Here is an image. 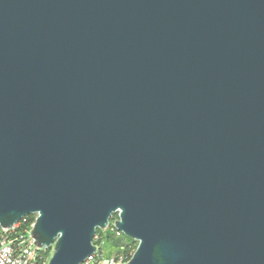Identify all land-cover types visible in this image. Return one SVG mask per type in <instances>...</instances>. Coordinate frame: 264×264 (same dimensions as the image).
<instances>
[{"label": "water", "instance_id": "obj_1", "mask_svg": "<svg viewBox=\"0 0 264 264\" xmlns=\"http://www.w3.org/2000/svg\"><path fill=\"white\" fill-rule=\"evenodd\" d=\"M264 264V0H0V224L49 264Z\"/></svg>", "mask_w": 264, "mask_h": 264}, {"label": "built area", "instance_id": "obj_2", "mask_svg": "<svg viewBox=\"0 0 264 264\" xmlns=\"http://www.w3.org/2000/svg\"><path fill=\"white\" fill-rule=\"evenodd\" d=\"M26 217L10 228L2 227L0 224V264H49L54 246L39 248L35 244L33 230L36 215H34V221H29ZM118 219V213L114 214L108 227L101 230V233H96L94 238L96 251L81 264H126L131 260L136 251L135 248L121 246L115 255L107 257L102 241L99 239L102 233L116 238L124 235L115 226Z\"/></svg>", "mask_w": 264, "mask_h": 264}, {"label": "rangeland", "instance_id": "obj_3", "mask_svg": "<svg viewBox=\"0 0 264 264\" xmlns=\"http://www.w3.org/2000/svg\"><path fill=\"white\" fill-rule=\"evenodd\" d=\"M104 247L105 255L107 257L115 255L121 246H128L137 249L138 242L128 237L114 238L108 237L107 233H102L99 237Z\"/></svg>", "mask_w": 264, "mask_h": 264}, {"label": "trees", "instance_id": "obj_4", "mask_svg": "<svg viewBox=\"0 0 264 264\" xmlns=\"http://www.w3.org/2000/svg\"><path fill=\"white\" fill-rule=\"evenodd\" d=\"M26 218H28L29 221H34V215H29V216H27ZM101 232H102V231H101L100 229L97 230V233H101ZM107 235H108V237H110V236H111V237H114V236H112V235H110V234H107ZM122 237H125V235H123ZM122 237H121V238H122ZM114 238H116V237H114Z\"/></svg>", "mask_w": 264, "mask_h": 264}]
</instances>
